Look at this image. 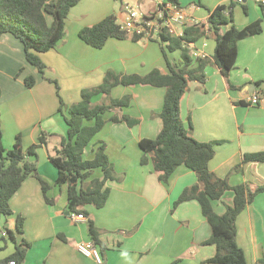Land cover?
I'll use <instances>...</instances> for the list:
<instances>
[{"label":"crops","instance_id":"1","mask_svg":"<svg viewBox=\"0 0 264 264\" xmlns=\"http://www.w3.org/2000/svg\"><path fill=\"white\" fill-rule=\"evenodd\" d=\"M231 1L178 0V4L189 18L198 20L206 29L209 13L217 5H229ZM122 2L149 11L155 0H79L65 19L63 38L54 48L38 53L45 64L44 74L27 61L18 38L11 33L0 35L1 144L9 149L19 134L25 149L37 142L41 131L45 133V142L36 149V168L48 184L45 195L49 200L46 201L36 177L29 175L22 181L9 199L12 212L0 215V229L13 231L15 237L12 241L8 235L0 236V260L14 251L15 244L26 241L29 246L20 264H95L75 248L77 242L91 239V220L98 230L101 264H210L206 260L214 254L215 246L203 243L211 229L200 204L190 199L174 207L182 190L197 182L195 172L178 165L165 183L149 157L147 163L140 164L143 151L139 140L154 138L161 129L158 114L163 106L164 87L130 84L111 88V98L129 95L130 101L103 114L106 123L86 151V157H90V149L104 143L114 168L116 179L106 181L108 195L101 207L79 206L86 219L73 221L67 207V184L55 182L57 169L49 155L65 134L66 108L81 99L83 88L99 85L107 70L139 75L153 68L164 74L169 72L162 46L156 40L109 37L101 48H95L79 38L80 28L106 16L112 15L120 24ZM230 11L236 28L260 20L262 29L237 41L236 60L227 76L213 61L215 42L209 32L190 42V56L194 58L192 51H196L208 61L203 81H188L179 112L193 138L219 141L208 162L209 170L231 185L249 183L253 188L264 185V161L242 163V157L264 150V6L259 0H241ZM51 20L47 16V22ZM191 25L189 21L185 27ZM164 50L169 62L179 64L180 48ZM27 77L34 80L31 87L24 82ZM252 94L260 96L256 105L247 101ZM92 102L108 99L98 94ZM114 113L126 114L138 122L129 126L125 121H108ZM232 199L233 192L226 191L212 201L213 209L222 213ZM17 215L23 218L20 232L15 227ZM235 228L236 242L246 264L264 259V191L257 193L237 215Z\"/></svg>","mask_w":264,"mask_h":264},{"label":"trees","instance_id":"2","mask_svg":"<svg viewBox=\"0 0 264 264\" xmlns=\"http://www.w3.org/2000/svg\"><path fill=\"white\" fill-rule=\"evenodd\" d=\"M79 0H0V35L11 33L23 44L25 57L29 63L44 74L45 64L38 56L39 52L54 48L65 33V19L72 6ZM178 4V0H171ZM229 5H217L207 18V29L204 24L187 26L183 36L174 37L162 34L156 40L162 46L166 58L168 73H161L153 68L144 75L115 74L107 70L103 81L93 87L83 88L81 99L66 108L63 115L66 131L60 136L58 146L49 155L50 162L57 169L55 182L67 184V207L69 211H81L79 206L87 204L101 207L108 195L107 180L116 179L112 163L105 153V145L100 142L90 149V157H86L88 146L95 134L102 129L106 120L103 114L115 108L129 104L130 96L111 98L110 90L116 85L143 84L165 88L162 109L159 112L161 129L154 138H142L139 147L143 151L140 164L148 162V157L154 170L159 172V179L168 182L169 177L178 165L183 164L195 172L197 182L185 187L174 202V207L180 202L196 199L201 212L208 222L211 234L204 244L215 246L214 254L206 261L210 264H246L242 249L236 242L235 220L237 215L254 199V196L264 191L263 186L251 188L249 183L231 185L226 178L216 177L208 168V162L214 155V145L219 141L201 142L191 136L180 119L179 103L186 90L188 81L204 79L205 57L192 58L189 54V43L206 35L213 36L215 46L213 61L227 76L233 67L237 56L236 43L239 39L258 33L262 29L260 20L238 29L233 25ZM262 6V5H260ZM263 7V6H262ZM229 9V10H228ZM227 10V13L224 11ZM47 16L51 22H47ZM79 38L86 44L101 48L109 37L126 38V33L120 28L112 15L100 21L84 26L78 31ZM134 41L139 37H130ZM181 49V61L173 64L167 60L164 48ZM26 86L34 83L32 77L24 80ZM54 82V81H53ZM57 88V84L55 83ZM98 94L108 99V102L93 103L92 98ZM62 101L59 111L62 113ZM108 121H125L131 126L138 122L126 114H112ZM190 128V126H189ZM45 142L43 131L38 140L23 149L19 134L9 149L1 144L0 131V215H9L12 211L9 199L19 188L22 181L29 175L36 177L45 195L48 184L37 173L36 149ZM248 161H264V150L247 153L242 157V163ZM99 172L100 176L94 175ZM233 192L232 203L225 206L222 213H217L212 201L218 200L226 191ZM84 213V212H83ZM22 217L16 216V231L22 230ZM88 232L91 239L97 241L98 230L94 223L88 222ZM7 235L14 241V232L7 230ZM29 246L26 241L15 244L14 251L0 264L14 260L20 264ZM257 264H264V259Z\"/></svg>","mask_w":264,"mask_h":264},{"label":"built area","instance_id":"3","mask_svg":"<svg viewBox=\"0 0 264 264\" xmlns=\"http://www.w3.org/2000/svg\"><path fill=\"white\" fill-rule=\"evenodd\" d=\"M238 1L241 0H234V3ZM259 4L264 6V0H259ZM122 12L123 20L119 24L120 28L128 37L136 36L140 40H159L162 34L180 37L183 36L187 22L190 21L192 25L202 24L198 20L189 18L183 7L171 0H155L153 8L149 11L141 10L128 2H122ZM192 56L196 58L200 55L192 51ZM247 99L249 104L256 105L260 101V96L252 94ZM70 218L73 221H83L86 216L81 211H70ZM0 236H7V232L0 229ZM75 248L83 256L91 258L95 264L103 262L101 250L92 239L77 242ZM7 264H15V261L9 260Z\"/></svg>","mask_w":264,"mask_h":264}]
</instances>
